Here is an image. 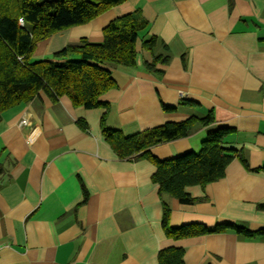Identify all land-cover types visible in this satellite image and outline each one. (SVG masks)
Returning <instances> with one entry per match:
<instances>
[{
    "label": "crops",
    "instance_id": "obj_1",
    "mask_svg": "<svg viewBox=\"0 0 264 264\" xmlns=\"http://www.w3.org/2000/svg\"><path fill=\"white\" fill-rule=\"evenodd\" d=\"M135 10L149 26L136 66L112 68L116 86L102 96L108 110L41 90L0 114V264H159L169 247L184 248L186 264H264L263 235L174 239L163 226L167 204L171 226L264 228V0H127L39 42L36 59H53L81 38L101 42L105 26ZM151 35L159 37L155 54L169 57L156 64L160 75L145 65L154 52L142 38ZM209 111L213 123L198 122L151 153L167 159L199 150L209 132L229 126L236 132L224 147L242 152L249 168L236 156L223 178L186 188L199 198L189 204L161 196L156 165L120 158L101 128L105 113L108 127L131 135ZM23 117L30 125L20 126Z\"/></svg>",
    "mask_w": 264,
    "mask_h": 264
},
{
    "label": "trees",
    "instance_id": "obj_2",
    "mask_svg": "<svg viewBox=\"0 0 264 264\" xmlns=\"http://www.w3.org/2000/svg\"><path fill=\"white\" fill-rule=\"evenodd\" d=\"M127 0H0V114L10 108L22 106L33 100L41 90L57 100L68 95L76 106L86 109L106 108L109 103L102 96L116 86L112 68L136 66L137 41L149 22L140 10L118 16L104 27V39L93 42L81 38L52 54L53 59H33L39 42L55 33L76 25L88 23L112 7ZM159 37L142 38L145 50L154 57L146 61V69L161 74L159 61L169 57L155 54ZM166 48L167 46L164 45ZM190 100H185L189 102ZM166 110L176 107L163 105ZM106 113L101 119L102 133L106 141L123 159L146 157L156 165L153 180L159 185L161 196L170 195L181 203H194L188 186L206 184L223 178L231 161L238 156L246 167L248 161L242 152L226 148L227 138L236 132L234 127L223 126L208 133L199 150L160 159L151 148L159 143L188 136L193 126L200 122L209 125L215 121L212 111L205 117L192 116L178 122L145 129L126 135L121 130L106 125ZM87 127L84 120L79 121ZM259 207L264 208V204ZM170 208L164 205L163 226L168 237L179 239L204 235L210 232L236 231L248 236L263 235L245 226L228 222L209 228L191 223L181 226L169 224ZM185 249L164 248L159 253V264H186Z\"/></svg>",
    "mask_w": 264,
    "mask_h": 264
},
{
    "label": "built area",
    "instance_id": "obj_3",
    "mask_svg": "<svg viewBox=\"0 0 264 264\" xmlns=\"http://www.w3.org/2000/svg\"><path fill=\"white\" fill-rule=\"evenodd\" d=\"M19 124H20V126L30 125V120L27 117H23Z\"/></svg>",
    "mask_w": 264,
    "mask_h": 264
},
{
    "label": "rangeland",
    "instance_id": "obj_4",
    "mask_svg": "<svg viewBox=\"0 0 264 264\" xmlns=\"http://www.w3.org/2000/svg\"><path fill=\"white\" fill-rule=\"evenodd\" d=\"M33 59H36V56H35V54H34V58Z\"/></svg>",
    "mask_w": 264,
    "mask_h": 264
}]
</instances>
